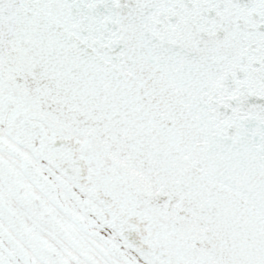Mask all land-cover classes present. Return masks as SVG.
<instances>
[{
    "label": "snow or ice",
    "instance_id": "snow-or-ice-1",
    "mask_svg": "<svg viewBox=\"0 0 264 264\" xmlns=\"http://www.w3.org/2000/svg\"><path fill=\"white\" fill-rule=\"evenodd\" d=\"M0 264H264V0H0Z\"/></svg>",
    "mask_w": 264,
    "mask_h": 264
}]
</instances>
